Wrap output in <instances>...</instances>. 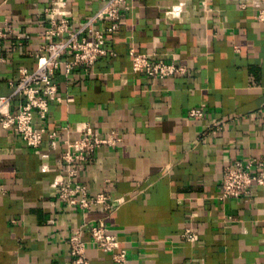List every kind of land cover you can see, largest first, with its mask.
Listing matches in <instances>:
<instances>
[{
  "label": "crops",
  "instance_id": "crops-1",
  "mask_svg": "<svg viewBox=\"0 0 264 264\" xmlns=\"http://www.w3.org/2000/svg\"><path fill=\"white\" fill-rule=\"evenodd\" d=\"M104 0H0V20L28 37L3 45L0 96H13L20 70L33 72L50 28L45 10L70 12L77 31ZM119 30L92 67L58 74L37 128L59 132L61 148L32 149L0 127V264H70L69 237L84 223H104L127 251L126 264H264V186L252 198L220 200L224 168L238 160L264 162V23L252 0H128ZM182 4L179 15H167ZM245 5L246 8L242 6ZM107 24H97L105 30ZM185 68L151 79L134 73L131 52ZM68 58H64L63 61ZM24 99L12 97L18 113ZM201 108L203 119L187 111ZM220 123L214 133L208 128ZM92 127L123 142L103 147L92 163H78L75 181L90 196L107 194L111 209L90 211L61 202L52 187L63 140ZM49 155L45 159L44 155ZM48 166L49 170L44 171ZM186 230L196 242L183 238ZM91 264H114L88 246Z\"/></svg>",
  "mask_w": 264,
  "mask_h": 264
},
{
  "label": "built area",
  "instance_id": "built-area-1",
  "mask_svg": "<svg viewBox=\"0 0 264 264\" xmlns=\"http://www.w3.org/2000/svg\"><path fill=\"white\" fill-rule=\"evenodd\" d=\"M128 4V0H104L97 12L77 31L70 30V12L59 7L45 10L44 15L50 23V28L46 31L48 41L38 53L32 55L37 62L36 69L33 72L20 70V79L13 86V96H0V127L14 131L29 148L41 149L46 146L48 151L60 149L59 132L37 128L35 117L46 119L50 112V99L60 100L57 74L63 63L67 72L72 73L75 67L94 66L106 54L108 35L119 30L122 11L128 8ZM182 4L167 12V15H179ZM242 7L246 8L245 5ZM252 7L257 11L256 19L264 23V0H252ZM100 23L109 25L105 30H98L96 26ZM27 39L28 37L16 33L9 20H0V62L4 61L1 57L4 44L11 43L17 49ZM131 57L133 72L151 79L163 80L186 71L174 63L153 60L147 54L132 51ZM64 58L68 59L63 61ZM15 96L23 98L24 103L18 113L13 114L10 104ZM187 115L199 120L205 114L203 109L193 108L187 111ZM219 128L220 123L214 122L208 130L214 133ZM122 142L123 138L117 132L100 137L92 127L85 128L79 138L63 140L62 144L67 149L58 161L59 175L52 184L58 191L61 202L86 211L97 205L111 209L113 202H121L122 199L114 200L107 194L90 196L87 187L75 181L78 174L74 166L78 163H92L101 148L117 147ZM43 157L48 159L49 155ZM48 170V166H45L44 171ZM256 186H264V162L257 158L232 162L224 168L220 200L252 198ZM81 228L89 232L90 241L83 239L81 230L69 237L70 264H91L87 258L89 245L111 254L114 264L127 263V251L121 248L119 236L110 232L104 223H84ZM182 236L188 242L197 241V235L192 230H186Z\"/></svg>",
  "mask_w": 264,
  "mask_h": 264
}]
</instances>
